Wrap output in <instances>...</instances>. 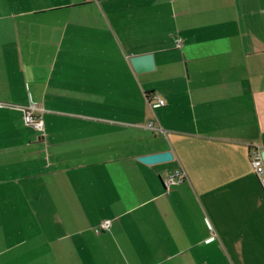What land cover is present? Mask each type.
Returning a JSON list of instances; mask_svg holds the SVG:
<instances>
[{
    "label": "crops",
    "instance_id": "1",
    "mask_svg": "<svg viewBox=\"0 0 264 264\" xmlns=\"http://www.w3.org/2000/svg\"><path fill=\"white\" fill-rule=\"evenodd\" d=\"M254 148L264 0H0V264H264Z\"/></svg>",
    "mask_w": 264,
    "mask_h": 264
},
{
    "label": "built area",
    "instance_id": "2",
    "mask_svg": "<svg viewBox=\"0 0 264 264\" xmlns=\"http://www.w3.org/2000/svg\"><path fill=\"white\" fill-rule=\"evenodd\" d=\"M150 104L152 106H163L165 104L163 99L153 97ZM23 111V120L25 124L32 126L38 131H43L44 124L42 120V108L35 104H30L21 108ZM250 164L254 173L260 178V184L264 187V161L261 156V151L254 148L250 151ZM184 173L181 171H174L164 179L165 192H169L173 185L178 184L183 179ZM110 221H103L98 227L94 228V232L98 233L100 230L108 229Z\"/></svg>",
    "mask_w": 264,
    "mask_h": 264
},
{
    "label": "water",
    "instance_id": "3",
    "mask_svg": "<svg viewBox=\"0 0 264 264\" xmlns=\"http://www.w3.org/2000/svg\"><path fill=\"white\" fill-rule=\"evenodd\" d=\"M130 62L136 72L149 71L154 68L152 54L133 56L130 58ZM261 156L264 161V150L261 151ZM172 157L173 155L171 151H163V152L140 156L138 159L146 164H154V163L165 162V161L171 160Z\"/></svg>",
    "mask_w": 264,
    "mask_h": 264
}]
</instances>
